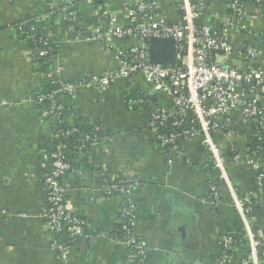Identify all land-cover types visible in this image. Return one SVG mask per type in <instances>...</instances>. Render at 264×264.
<instances>
[{
  "label": "crops",
  "instance_id": "1",
  "mask_svg": "<svg viewBox=\"0 0 264 264\" xmlns=\"http://www.w3.org/2000/svg\"><path fill=\"white\" fill-rule=\"evenodd\" d=\"M64 1L54 3L59 7ZM134 1L104 0L97 6L78 0V29H100L110 15L122 21L125 8ZM154 1L158 12L171 22L182 20L174 0ZM229 2L206 0L198 25H221ZM246 10V23L264 34V5L258 9L248 4ZM45 11L39 0H0V264H60L56 257L59 238L42 217L46 197L41 161L43 152L53 149V122L40 116L34 100L43 74L24 54L25 46L16 34L18 24L41 19ZM44 24L55 47L53 72L57 78L74 83L88 74L117 70L115 54L104 43L74 41L68 22L59 14L41 22ZM246 41L251 40L239 33L235 43L240 47ZM254 42L264 63V44ZM132 90L140 96L152 88L138 76L117 80L101 94L79 88L74 101L75 117L70 123L88 121L102 132L103 140L98 152L71 158L72 170L62 179L68 207L86 220L84 233L72 244L71 264L127 262L128 249L113 237L125 199L109 198L103 188L111 175L139 182L133 194L134 231L148 243L145 264H216L222 237L243 228V217L234 204L215 205L208 199L216 171L196 142L181 141L182 155L159 146L150 132L149 112L127 105ZM261 103L264 106V93ZM236 142V147H244L249 136H240ZM261 166L264 169V157ZM230 171L238 188L255 191L252 171L239 164L231 165ZM258 218L261 229L257 233L264 234L262 208ZM233 255L241 259L244 250L235 249Z\"/></svg>",
  "mask_w": 264,
  "mask_h": 264
},
{
  "label": "built area",
  "instance_id": "2",
  "mask_svg": "<svg viewBox=\"0 0 264 264\" xmlns=\"http://www.w3.org/2000/svg\"><path fill=\"white\" fill-rule=\"evenodd\" d=\"M88 1L95 3V0ZM174 1L182 14V20L178 22H171L159 13L154 0H136L128 3L122 21L110 15L104 27L82 31L76 27L80 20L76 0H65L59 7H56L54 0H39L46 6L42 18L33 24L24 22L16 26L17 40L25 46L24 54L32 60L36 56H50L53 62L49 36L37 38L36 32L41 22L50 20L56 14L68 22L74 41L104 43L106 50L113 52L117 60V70L114 72L88 74L74 83L57 80L56 90L35 96L34 101L39 105L42 118L61 125L68 124L67 128L53 130V149L45 150L41 161L43 169L49 167V172L43 176L47 206L42 217L52 234L59 236L67 229L70 238L56 244V257L60 264H71L72 244L82 236L86 226V220L68 207L67 190L62 182L65 174L72 170L64 141L81 129L79 125L70 123L75 117L74 101L78 90L90 88L101 94L117 80L128 81L138 76L144 78L152 91L143 92L137 99H127V105L144 107L151 104L149 128L161 148L182 155L181 141L196 142L199 149L208 154V162L213 164L216 171V177L210 183L208 199L219 205L223 203L222 195L228 197L243 217L247 254L242 259L233 257L235 241L233 232H230L222 237L223 250L216 264H261L264 234L252 229L249 216L253 210L251 200H257V207L264 206L262 157L256 151L247 154L244 151L246 146L238 148L235 144L237 138L248 135L251 124H256L259 130L256 135L258 140L262 139L260 133L264 131V106L261 103L264 63L260 62V51L254 42L264 44V37L246 23L247 5L253 4L260 9L264 0H230L227 13L221 17V25L214 28L209 24L197 23L206 10V0ZM239 33L246 34L251 41L237 47L235 42ZM21 36H25V39ZM154 38L175 41L174 65L164 66L150 61L149 41ZM28 41L43 47L30 48ZM234 58L237 59L236 63L233 62ZM53 77H56L53 70L43 74V78ZM66 96L72 104L68 108L64 104ZM44 101L50 104L46 106ZM242 131L245 133L241 134ZM96 133L99 130L83 134L78 152L83 154L100 150L103 136ZM224 143H227L226 147H223ZM261 150L257 148L258 152ZM229 151H236V156L229 157ZM237 164L253 172L255 191H245L236 186L230 167ZM217 178L225 182V187L218 185ZM138 186L135 178L124 179L113 175L103 184L109 198L121 196L125 199L118 221L119 234L113 237L128 249L126 264H145L147 259L148 243L134 231L136 206L133 194ZM238 189L242 192L239 193Z\"/></svg>",
  "mask_w": 264,
  "mask_h": 264
},
{
  "label": "trees",
  "instance_id": "3",
  "mask_svg": "<svg viewBox=\"0 0 264 264\" xmlns=\"http://www.w3.org/2000/svg\"><path fill=\"white\" fill-rule=\"evenodd\" d=\"M103 1L104 0H95V4L97 6H99V5H101L103 3ZM76 4H78V0H76ZM34 21H25V22H28V24H33ZM22 23H24V22H21L20 24H22ZM76 27L78 29V26H76ZM48 32H49V30H48L46 24L40 25V27H38V30L36 32V37L37 38H41V37L45 38L47 36ZM259 34L264 37V34H261V33H259ZM24 37L25 36H21L22 39H25ZM49 40H50V38H49ZM28 46L30 48H34L35 46L36 47H43L42 45H40L38 43L36 45H34L33 41H28ZM49 47L52 49L51 55L54 56L55 47H54V44L51 42V40H50V43H49ZM33 63H34L36 71L41 73V74H47V73H50L53 70V62L50 60V56H47V57H38V56H36L35 58H33ZM57 80H61V79H57V77H53L52 79L43 78L41 80V82H40L38 93H40V94H42V93L49 94L52 91L56 90L57 89V85H56V81ZM61 81H64V80H61ZM138 97H139L138 93L133 91V90L129 93V95H127V99L128 100L129 99H137ZM159 98L160 97H157V99H159ZM43 104L47 106L50 103L48 101H44ZM64 104L66 105L67 108L71 107V105H72L71 104V99L66 96ZM150 105L151 104L144 106V108L148 112L151 109ZM81 120L77 121V125H79L81 127L79 132L75 133L74 135H72L70 137H68L64 141V143L66 144L65 152H66L67 156L70 157V159L71 158H76V157H81L82 154L80 152H78L77 148L83 142V134H89L91 132H95V130H96V127L92 126V124L88 123V121H81ZM67 126H68V124H66V123H63V125H61V124H59V123H57L55 121L53 122L54 130L56 128H60V127L67 128ZM257 131H259V130H257L256 124H251V126L249 127V131H248L249 142L247 143L244 151L247 154H252L253 152L256 151V153H258L259 156L264 157V153L261 154L264 151V131H262L260 133V138H262L261 140H258V137L256 136L257 135ZM243 133H245V131L241 132V134H243ZM96 134H99L101 137L103 136L102 132H100V131H99V133H96ZM257 148H259V149L262 148L261 152H258ZM47 150L48 151H52L49 148ZM89 152L90 151H86L83 154H86V153H89ZM235 152L234 151H229V157L234 158L236 156ZM262 171L264 172L263 168H262ZM48 172H49V167H47L46 169H43V176H44V174H47ZM121 178L126 179L128 177L121 176ZM238 191H239V193L242 192L239 189H238ZM209 194H210V185H209ZM222 197H223V202L232 203L231 200L228 197H226L224 195H222ZM263 203H264V201H263ZM250 205L253 208V210H252V212H251V214L249 216V220L251 221L252 229L257 233L261 229V227H260L261 225H260L259 218H258V210H259V208L257 207V200L256 199L251 200ZM46 206H47V202H46ZM79 216L81 218H83L81 215H79ZM115 233H117L116 235H118L119 231L115 232ZM232 236H233V239L235 241L234 249H237V250L238 249L239 250L243 249L244 250V256H245L247 254V252H248V246H247L246 241L244 240V230H243V228L241 227L238 230L234 231ZM57 237L59 238V241H61V242H66V241H69V239H70L69 238V233H67V229H65V231L62 234H60L59 236H57ZM222 250H223V247H221V249L219 250V253L216 256V261L219 259ZM233 257L235 259H237L234 255H233Z\"/></svg>",
  "mask_w": 264,
  "mask_h": 264
},
{
  "label": "water",
  "instance_id": "4",
  "mask_svg": "<svg viewBox=\"0 0 264 264\" xmlns=\"http://www.w3.org/2000/svg\"><path fill=\"white\" fill-rule=\"evenodd\" d=\"M149 53L150 61L153 64L171 66L176 63V43L173 39H151L149 41ZM209 165L213 166L211 162H209ZM216 182L218 185L225 187V182L223 180L217 178ZM261 207L264 214V206L258 205V208Z\"/></svg>",
  "mask_w": 264,
  "mask_h": 264
}]
</instances>
